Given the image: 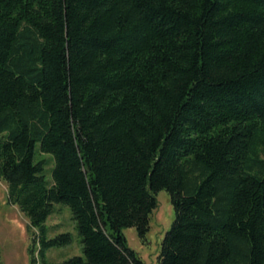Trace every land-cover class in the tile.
<instances>
[{
    "label": "trees",
    "instance_id": "1",
    "mask_svg": "<svg viewBox=\"0 0 264 264\" xmlns=\"http://www.w3.org/2000/svg\"><path fill=\"white\" fill-rule=\"evenodd\" d=\"M0 178L30 264H144L162 189L155 264H264V0H0Z\"/></svg>",
    "mask_w": 264,
    "mask_h": 264
},
{
    "label": "rangeland",
    "instance_id": "2",
    "mask_svg": "<svg viewBox=\"0 0 264 264\" xmlns=\"http://www.w3.org/2000/svg\"><path fill=\"white\" fill-rule=\"evenodd\" d=\"M39 144H36V154ZM38 157L48 158L50 154L38 153ZM48 164L45 169L47 179H51ZM156 207L149 220V230L144 239H140L133 227L122 229L128 247L132 249L144 264H155L160 251L161 241L174 220V212L169 193L162 189L156 193ZM54 211L46 221L49 235L68 232L71 242L66 245L52 247L47 251L51 261H63L73 255L81 254L80 237L75 229L71 212L64 204H54ZM32 230L29 221L19 208L10 203L7 195V186L0 178V261L2 264H30V246Z\"/></svg>",
    "mask_w": 264,
    "mask_h": 264
}]
</instances>
